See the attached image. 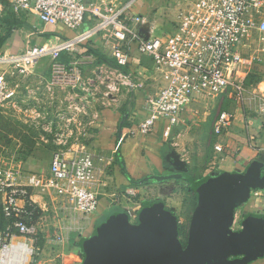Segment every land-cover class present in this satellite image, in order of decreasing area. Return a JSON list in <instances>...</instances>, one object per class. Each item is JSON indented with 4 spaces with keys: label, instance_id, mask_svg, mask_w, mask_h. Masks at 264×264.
Returning <instances> with one entry per match:
<instances>
[{
    "label": "crops",
    "instance_id": "0c3cea01",
    "mask_svg": "<svg viewBox=\"0 0 264 264\" xmlns=\"http://www.w3.org/2000/svg\"><path fill=\"white\" fill-rule=\"evenodd\" d=\"M92 1L97 7L102 8L107 4L120 5L127 0ZM191 2L192 0H180L177 4L179 9L171 14V23L166 25L164 31L167 33L163 36L158 30L155 31L156 28L162 27L163 20L160 18L146 20L150 15V8L146 3L135 1L134 10L142 11L144 17V24L137 25L136 30L142 35L165 39L171 30L170 25L176 21L178 11L185 9ZM11 15L10 3L3 2L0 22L1 16L5 18ZM21 19L24 23L14 26L13 32L4 42L2 53L4 56L15 54L27 42L37 45L46 41L61 44L77 34L87 33L93 26L88 15L78 30L72 31L52 24L44 25L34 12L22 16ZM4 27L5 24L2 23L0 30ZM85 36L83 42L88 48L107 58L111 56L110 47L113 46L114 39L108 33ZM103 45L106 46L105 50L101 49ZM240 52L243 55L249 54V57H246L248 63L236 77V83L231 82L223 93L215 97L199 98L193 105V114L185 117L184 122L171 127L168 133L160 125L151 137L143 141L125 136L128 126L131 125L128 117L134 116L136 120L133 122L136 123L143 114L147 77L142 79L144 83L142 87L131 85L127 98L123 95L120 107L106 109L96 114L91 121L85 146L110 152L122 139L115 153L108 186L99 196L96 213L86 228L79 234L69 235L67 240L60 243H49L43 238V231L63 223L51 215L53 206L51 192L49 190L32 192L33 201L43 212V218L39 221V237L35 241V264H95L92 249L98 243L106 224L120 219L131 224L140 223L142 214L148 209H157L171 216L180 241H184L194 213L203 200L200 191L205 189L213 195L215 190L230 189L237 185H243V190L225 201L227 233H239L246 226L252 225L260 233L263 245L256 256L238 254L233 258L241 261V264H264V210L260 197L254 195L255 192L264 189V33L254 30L248 34L240 45ZM133 59L134 70L142 67L146 73L150 72L153 63L149 57L135 53ZM42 62L44 61H37L33 67L23 72L6 63L0 65V70L5 73L10 85L18 92L17 101L21 99L22 91L27 92L36 88L43 93L51 88L46 80L45 67L39 66L43 64ZM221 104L223 107L219 114L231 113L233 119L220 134H215L214 126L219 114L215 117L213 112ZM13 108L0 112L11 111ZM207 137L209 143L204 142ZM35 143L20 144L17 155L24 158H15L9 163L1 164L20 166L25 171H41L47 174L51 157L55 152L60 151L65 158L70 159L75 151L69 148L62 152V148L57 144L47 146L44 138L36 146ZM40 146L42 149L46 147V154H43L46 160L37 166L33 157L37 156ZM215 146H219L220 150H216ZM206 151L208 158L204 160ZM175 178L179 179L175 181ZM131 186L136 187L138 201L142 202L133 219L128 218L124 210L125 200L122 199L125 189ZM148 186L154 188L153 193H145ZM162 186H168L170 190L162 193L160 188ZM2 201L3 197L0 194L3 224L0 230L4 229Z\"/></svg>",
    "mask_w": 264,
    "mask_h": 264
},
{
    "label": "built area",
    "instance_id": "2783aa9c",
    "mask_svg": "<svg viewBox=\"0 0 264 264\" xmlns=\"http://www.w3.org/2000/svg\"><path fill=\"white\" fill-rule=\"evenodd\" d=\"M4 1L10 3L17 15L34 12L44 25L78 30L88 15L93 26L87 33L61 44L27 42L15 54L0 55V65L6 63L23 72L41 57H57L67 46L83 42L87 34L106 33L114 39L110 54L117 65L126 66L135 53L152 60L149 73L142 67L127 74L114 68L121 77L135 79L133 86L142 87V79L147 77L143 114L136 123L134 116L128 117L131 125L125 132V136L140 141L151 137L160 125L168 133L171 127L184 122L185 117L193 114V105L199 98L223 93L241 73V64L248 63L240 52L245 37L254 30L264 33V0H192L178 11L165 39L136 30L137 25L144 24L142 11L134 10L136 0L102 8L92 0H0V13ZM59 68L53 65V83L60 81ZM74 68L69 71L76 74ZM17 93L0 70V110L15 107ZM232 119L231 113L221 112L214 133L220 134ZM121 140L110 152L89 145L75 150L70 159L55 152L45 175L20 166L0 165L1 212L5 221L0 230V264H35V241L43 212L32 199L33 191L49 190L53 199L51 215L63 221L43 231L44 241L60 243L86 228L96 213L99 196L108 186ZM215 149L220 150L219 146ZM254 195L260 197L264 210V189ZM122 199L125 212L133 219L142 204L136 187L125 189Z\"/></svg>",
    "mask_w": 264,
    "mask_h": 264
},
{
    "label": "rangeland",
    "instance_id": "374dc122",
    "mask_svg": "<svg viewBox=\"0 0 264 264\" xmlns=\"http://www.w3.org/2000/svg\"><path fill=\"white\" fill-rule=\"evenodd\" d=\"M136 2L146 3V6L150 8V15L146 20L151 21L156 18L163 20L162 27L156 28L155 31L158 30L161 35L165 36L167 32L164 29L168 23H171V14L173 15L175 10L179 9L177 4L180 0H136ZM1 17L0 26L4 23L5 27L0 30V40L6 35L8 38L14 26L24 23L21 17L13 16L12 19L10 16ZM146 20L145 24H147ZM5 40L3 43L0 42V55L4 52ZM80 43L64 48L57 57L48 54L40 58L44 62L39 66L45 67L46 80L51 88L43 93L36 88L27 92L22 91L21 99L11 111L0 112V165L1 162L6 164L15 158H24V156L17 155L20 144L33 145L36 142V146L43 138L47 146L57 144L62 148L61 151L69 148L79 149L86 144L89 127L96 114L106 109H117L123 101V95L127 98L131 85L135 83L134 79L121 77L114 68L99 63L94 54L75 53L74 50L79 48ZM248 55L245 53L244 57H249ZM108 59H112L111 56ZM73 63H75L74 66ZM71 64L75 67L76 74L69 71V68L72 69ZM246 64L247 62L241 64L242 71ZM53 65L60 67L58 72L60 81H54L57 83H53ZM239 74L232 79L233 83H236V77ZM222 107V104L216 107L213 112L215 117ZM209 141V137L204 139L205 143ZM45 149L40 146L37 156L33 157L37 166L46 160L43 155L46 154ZM207 158L208 152L206 151L203 159L207 160ZM193 166L195 167L196 164ZM38 173L45 174L46 172ZM160 188L162 193L170 190L168 186ZM153 190L154 188L148 186L145 193H153ZM2 226L0 214V228Z\"/></svg>",
    "mask_w": 264,
    "mask_h": 264
},
{
    "label": "water",
    "instance_id": "95a60500",
    "mask_svg": "<svg viewBox=\"0 0 264 264\" xmlns=\"http://www.w3.org/2000/svg\"><path fill=\"white\" fill-rule=\"evenodd\" d=\"M243 185L200 191L203 198L180 241L171 216L148 209L140 223L120 219L104 227L92 249L95 264H241L238 254L256 256L263 245L252 225L239 233H227L225 201L238 195ZM222 220V221H221Z\"/></svg>",
    "mask_w": 264,
    "mask_h": 264
},
{
    "label": "trees",
    "instance_id": "16d2710c",
    "mask_svg": "<svg viewBox=\"0 0 264 264\" xmlns=\"http://www.w3.org/2000/svg\"><path fill=\"white\" fill-rule=\"evenodd\" d=\"M5 2V1H4ZM13 11V10H12ZM17 14H15L14 12H13V14L11 15V19L13 18V16H15L16 18H18V17H24V16H26V15H17ZM1 25H2V23H1ZM6 37H7V35H6ZM6 37H3L1 40H0V42L1 43H3V41L6 39ZM75 51V53H77V54H80L81 52H85L86 54H94L95 56H96V58H97V61L99 62V63H102V64H106V65H108V66H110V67H112V68H117V69H119V70H121L123 73H125V74H127V73H129V72H132V71H134V66H135V64H134V59L132 58V59H130L129 60V62H128V64L126 65V66H119V65H117L116 64V61L112 58V59H108L105 55H102L101 53H98V52H96L95 50H93V49H90V48H88L87 46H86V43H84V42H82V43H80V45H79V48L77 49H75L74 50ZM179 178H175V181H177ZM3 223H4V225H5V221H4V219H3Z\"/></svg>",
    "mask_w": 264,
    "mask_h": 264
}]
</instances>
